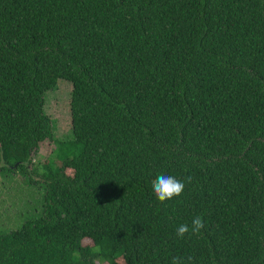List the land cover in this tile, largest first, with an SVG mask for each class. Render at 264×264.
I'll return each mask as SVG.
<instances>
[{
	"label": "trees",
	"instance_id": "obj_1",
	"mask_svg": "<svg viewBox=\"0 0 264 264\" xmlns=\"http://www.w3.org/2000/svg\"><path fill=\"white\" fill-rule=\"evenodd\" d=\"M161 174L185 183L163 204ZM19 176L43 200L0 264H264V0H0V178Z\"/></svg>",
	"mask_w": 264,
	"mask_h": 264
},
{
	"label": "rangeland",
	"instance_id": "obj_2",
	"mask_svg": "<svg viewBox=\"0 0 264 264\" xmlns=\"http://www.w3.org/2000/svg\"><path fill=\"white\" fill-rule=\"evenodd\" d=\"M71 90L72 88L68 83H63L57 90L48 94L46 113L54 122L55 140H64L72 135L69 111ZM55 150L56 144L52 140L42 143L39 149L33 153L34 161L47 162ZM56 167L58 170L60 169L59 165ZM67 174L72 176L73 171L67 170ZM17 179L19 180H15L16 182H12L11 185L8 182L5 186L3 179L0 178V233H9L20 229L36 215V212L38 213L41 207L42 188L40 186H27L26 181H23L20 176Z\"/></svg>",
	"mask_w": 264,
	"mask_h": 264
},
{
	"label": "clouds",
	"instance_id": "obj_3",
	"mask_svg": "<svg viewBox=\"0 0 264 264\" xmlns=\"http://www.w3.org/2000/svg\"><path fill=\"white\" fill-rule=\"evenodd\" d=\"M188 182H191V177L188 178ZM152 189L157 200L163 204L174 198L180 197L184 192L185 183L177 180L175 177L161 174L152 182ZM204 227L205 224L202 218L197 216L192 221L191 232L193 234L199 233ZM189 231V226L184 224L178 226L176 234L179 238L183 239ZM188 259L190 261L191 257ZM172 264H184V262L179 258H173Z\"/></svg>",
	"mask_w": 264,
	"mask_h": 264
}]
</instances>
